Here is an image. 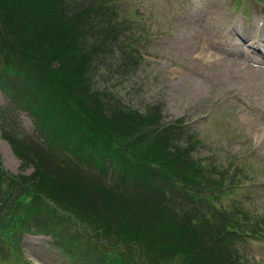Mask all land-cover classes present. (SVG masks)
<instances>
[{
  "label": "trees",
  "instance_id": "trees-1",
  "mask_svg": "<svg viewBox=\"0 0 264 264\" xmlns=\"http://www.w3.org/2000/svg\"><path fill=\"white\" fill-rule=\"evenodd\" d=\"M123 11L116 0H0V87L13 101L2 135L34 166L9 172L0 154V264H38L26 234L51 236L69 264H129L132 251L143 264H250L238 245L264 239V213L245 197L216 200L240 186L238 165L199 155L202 139L183 116L164 120L163 103L142 110L101 86L97 69L116 51L138 62L127 15L119 35ZM86 228L109 250L84 241Z\"/></svg>",
  "mask_w": 264,
  "mask_h": 264
},
{
  "label": "rangeland",
  "instance_id": "rangeland-1",
  "mask_svg": "<svg viewBox=\"0 0 264 264\" xmlns=\"http://www.w3.org/2000/svg\"><path fill=\"white\" fill-rule=\"evenodd\" d=\"M116 3L132 22L135 38L132 46L137 48L133 53L138 62L124 65L122 52L116 51L97 69L101 86L113 89L123 101L142 110L150 103H163L166 121L183 116L190 130L202 139L198 154L237 164L238 168L233 167L229 176L240 173V186L246 182L245 189L237 186L230 196L216 200L227 203L232 198L245 197L253 211L264 213V89L253 90L251 83L232 76L218 59L220 50L228 49L247 59L244 62L264 67V48L250 45L259 42L264 29V0H116ZM128 18L123 19L124 28L119 33L124 41L126 29L131 26ZM182 31L191 36L192 41L186 39L190 43L181 38ZM95 37L99 42L102 40L101 34ZM260 42L264 44V38ZM6 78L9 83L17 81L13 75ZM196 85L199 86L195 89ZM12 104L10 95L0 87V110L11 108ZM17 112L22 126L35 132L30 114L22 109ZM0 154L3 167L9 172L29 175L33 171L32 163L24 165L2 135L1 118ZM62 212L69 216L68 212ZM70 220L67 223L75 222L77 229H82L79 219ZM95 232L84 229V236L88 235L83 237L84 241L91 240L92 246L98 243L101 252L103 246L109 250L103 244L104 236H96ZM51 239L48 235H25L22 242L26 255L38 264H69L58 256L56 249L50 248ZM238 248L250 264H264V239L250 237ZM138 252L132 251L135 260L129 264L135 261L143 264Z\"/></svg>",
  "mask_w": 264,
  "mask_h": 264
},
{
  "label": "bare ground",
  "instance_id": "bare-ground-1",
  "mask_svg": "<svg viewBox=\"0 0 264 264\" xmlns=\"http://www.w3.org/2000/svg\"><path fill=\"white\" fill-rule=\"evenodd\" d=\"M216 26V25H215ZM203 28V27H202ZM236 28V27H235ZM198 31V30H197ZM188 33V32H187ZM185 31L180 33L181 38H183L186 42L190 43L192 41L191 36ZM260 36L258 38L259 42H250V45L253 47L264 48V44L260 42V38H264V29L261 30ZM196 35V34H195ZM194 35V36H195ZM198 36V35H197ZM254 36V35H253ZM193 38V37H192ZM236 38V37H235ZM190 41H188V40ZM196 40V39H195ZM185 42V43H186ZM196 42V41H195ZM187 43V44H188ZM259 43V44H258ZM218 44V43H217ZM228 44V43H227ZM242 44V43H241ZM220 45V44H219ZM201 46V45H200ZM217 46V45H216ZM224 46V45H223ZM227 46V45H226ZM187 47V46H186ZM189 47V45H188ZM264 50V49H263ZM236 51V50H235ZM201 52V51H200ZM193 54V53H192ZM218 59L221 64L226 65L228 71L232 76H236L237 79L240 78L241 81L245 83H251L253 90L259 91L264 89V67L252 64L250 61H246L247 59H242L239 56H235V53L228 49H221L218 55ZM249 59H252L249 57ZM259 60V58H257ZM244 60V61H243ZM261 61V60H260ZM208 63V62H207ZM215 65V64H214ZM219 67V66H218ZM222 67V66H221ZM213 68V67H212ZM217 70V69H216ZM225 70V69H224ZM208 81V80H207ZM208 83V82H207ZM198 84V83H196ZM203 84V83H202ZM209 84V83H208ZM190 86V85H189ZM199 85H196L194 88H198ZM192 87V86H191ZM210 87V86H209ZM206 88V87H205ZM213 88V87H212ZM236 91V90H235ZM261 94V92H260ZM247 96V95H246ZM261 97V96H260ZM255 99V98H254ZM259 99V98H258ZM251 103V102H250ZM253 104V103H251ZM250 104V105H251ZM260 104V103H259ZM263 104V103H262ZM264 133V132H263ZM264 139V138H263ZM264 141V140H263Z\"/></svg>",
  "mask_w": 264,
  "mask_h": 264
}]
</instances>
